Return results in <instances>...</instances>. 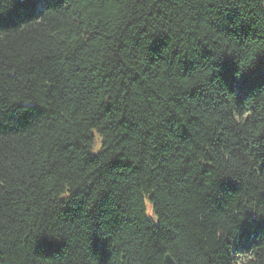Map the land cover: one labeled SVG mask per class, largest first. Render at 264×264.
<instances>
[{
    "label": "trees",
    "instance_id": "obj_1",
    "mask_svg": "<svg viewBox=\"0 0 264 264\" xmlns=\"http://www.w3.org/2000/svg\"><path fill=\"white\" fill-rule=\"evenodd\" d=\"M165 255L264 264V0H0V264Z\"/></svg>",
    "mask_w": 264,
    "mask_h": 264
},
{
    "label": "water",
    "instance_id": "obj_2",
    "mask_svg": "<svg viewBox=\"0 0 264 264\" xmlns=\"http://www.w3.org/2000/svg\"><path fill=\"white\" fill-rule=\"evenodd\" d=\"M245 215H246V217H248V218H250V217H252V211H251V209H249V208H245ZM163 263L164 264H176L175 262H174V260L171 258V256L170 255H165V257H164V259H163Z\"/></svg>",
    "mask_w": 264,
    "mask_h": 264
}]
</instances>
